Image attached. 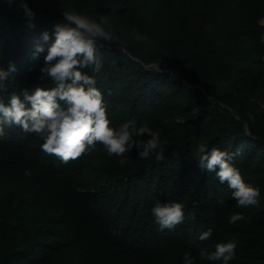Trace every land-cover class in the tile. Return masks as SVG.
Masks as SVG:
<instances>
[{
  "label": "trees",
  "instance_id": "16d2710c",
  "mask_svg": "<svg viewBox=\"0 0 264 264\" xmlns=\"http://www.w3.org/2000/svg\"><path fill=\"white\" fill-rule=\"evenodd\" d=\"M0 0V64L15 63L5 96L37 84L47 47L35 45L65 10L107 18L117 39L99 41L98 85L113 124L135 118L160 131L163 159L103 144L67 162L19 125L0 137V264H222L199 249L235 238L229 264H264V0ZM83 70L91 71V66ZM234 153L259 204L238 206L227 182L202 170L199 142ZM31 169L28 175L25 169ZM179 200L185 219L161 230L157 201ZM233 211L243 218L229 223ZM212 228L205 240L199 233Z\"/></svg>",
  "mask_w": 264,
  "mask_h": 264
},
{
  "label": "clouds",
  "instance_id": "9594fccd",
  "mask_svg": "<svg viewBox=\"0 0 264 264\" xmlns=\"http://www.w3.org/2000/svg\"><path fill=\"white\" fill-rule=\"evenodd\" d=\"M28 17V23L35 27V11L29 0H17ZM64 19L54 24V39L48 30L42 33L43 41L35 45L32 55L39 56L45 51V64L41 67V79L51 78L52 86L37 84L11 91L6 99L0 95V137L8 127L19 125L24 132L34 133L42 140L40 147L67 162L91 152L101 142L109 155L121 157L126 163L124 153L133 148L137 155L147 158L152 153L163 159L165 148L160 131L148 122L137 123L129 118L119 125L113 124L108 115V104L98 85L97 73L103 68L102 59L97 56L98 42L117 39L115 30L106 17L99 19L86 13L65 10ZM91 66V71L83 70ZM15 63L7 67L0 64V92L7 89V81L13 77ZM234 153L217 145L209 146L199 142L196 156L199 167L214 171L221 183L227 182L232 189L231 196L238 206L259 204L261 190L245 181L239 167L233 162ZM31 174V169H25ZM161 230L172 229L185 219V205L179 200L157 201L151 209ZM244 213H230L229 223L243 218ZM212 235V228L199 233L205 240ZM235 238L215 241L214 247L199 249V257L209 261L229 264L236 255ZM196 257L190 251L183 254V264H194Z\"/></svg>",
  "mask_w": 264,
  "mask_h": 264
},
{
  "label": "built area",
  "instance_id": "2783aa9c",
  "mask_svg": "<svg viewBox=\"0 0 264 264\" xmlns=\"http://www.w3.org/2000/svg\"><path fill=\"white\" fill-rule=\"evenodd\" d=\"M263 107H264V104H263Z\"/></svg>",
  "mask_w": 264,
  "mask_h": 264
}]
</instances>
